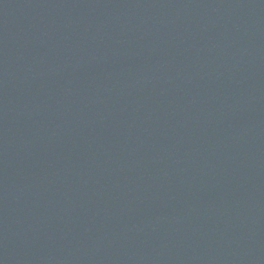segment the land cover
Returning <instances> with one entry per match:
<instances>
[{
  "label": "water",
  "instance_id": "water-1",
  "mask_svg": "<svg viewBox=\"0 0 264 264\" xmlns=\"http://www.w3.org/2000/svg\"><path fill=\"white\" fill-rule=\"evenodd\" d=\"M0 264H264V0H0Z\"/></svg>",
  "mask_w": 264,
  "mask_h": 264
}]
</instances>
